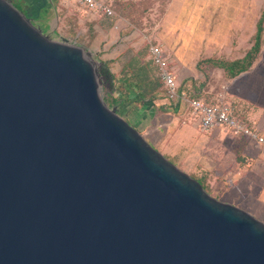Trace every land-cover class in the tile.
<instances>
[{
	"label": "water",
	"instance_id": "95a60500",
	"mask_svg": "<svg viewBox=\"0 0 264 264\" xmlns=\"http://www.w3.org/2000/svg\"><path fill=\"white\" fill-rule=\"evenodd\" d=\"M0 264H264V223L110 109L81 48L0 0Z\"/></svg>",
	"mask_w": 264,
	"mask_h": 264
},
{
	"label": "crops",
	"instance_id": "0c3cea01",
	"mask_svg": "<svg viewBox=\"0 0 264 264\" xmlns=\"http://www.w3.org/2000/svg\"><path fill=\"white\" fill-rule=\"evenodd\" d=\"M30 1L34 2L35 8L44 4H60L67 8L78 9L72 0ZM101 1L106 3V0ZM218 2L220 3V1ZM252 2L257 4L256 0L226 1V4L233 5L230 6L233 12L220 14V17L223 16V19L230 21V17L233 16L231 21H234V23L231 24L235 28L234 39H229L226 34L222 36L219 32L220 24L208 23L206 25L208 29L207 36L205 34L206 37L204 36L205 38H203L205 42L203 48L205 58L225 57L236 60L244 56L251 46L250 40L255 32L258 19L257 15L255 17L256 11L253 14L250 9ZM205 3H209V1H205ZM107 5L111 7L109 4ZM37 10L35 9V11ZM35 11L33 12L34 14H36ZM169 11H167V15ZM208 14V12L203 11L204 16ZM214 17L215 15L212 14L209 19H214ZM117 25L118 29L110 28V30L105 32L95 26V31L101 38L100 41L105 45V48L99 50L98 62L108 68L110 75L108 83L114 82L120 77L119 72L123 65L120 66L118 61L121 53L128 56V61L133 52H136L145 44L143 42V36L146 37L144 33L136 29H129L126 25L119 23ZM217 26L218 28L215 29ZM102 34L103 36L101 37ZM169 36L170 33L165 31V29L161 32L160 26L152 39L153 43L174 55L172 59L178 62V66H181V70H178L179 67L174 65L176 66L175 74L180 80L182 71L186 69L184 65L187 66L190 63V59L183 54L187 52V49L184 50L181 46V41L175 39L176 34L175 37H171L170 41L168 40ZM188 69L191 71L190 68ZM213 76L217 85L220 84V87L217 88L215 85H210L205 89L204 86L199 88L196 94L200 95L203 93L206 95L200 97V100L208 104H214L218 95L223 93L225 104L233 109L234 117L252 129L257 130L261 136H264V42L257 60L247 71L235 77H227L223 71H218L213 72ZM190 78L193 79L194 77L190 75ZM110 92L111 89L108 93ZM189 96L193 97L194 94L192 93ZM166 106L168 105L163 99L157 100V102L152 104H139L136 110L133 109L134 113L132 116L129 113L128 116L130 121H135V111H144V114L149 117L152 109H157L158 107L166 109ZM157 112L159 118L163 119L162 123L158 125L159 132L166 133L167 138H172L176 143H180L181 138L184 137V147L186 148L184 162L186 166L181 169L182 172L208 173V175H211L207 181L209 188H214L215 182L223 180L228 193V198L224 203L235 207H244L243 209L246 211L264 215V147L256 145L245 137L234 136L224 128H216L208 133H202L198 128V115H193L190 112L185 115L176 110ZM179 121L182 122L179 128V131H181L174 133ZM140 124L139 121L136 123V125ZM162 141L161 139L159 141L156 140L158 148L161 149L163 154L168 153L170 157H173L180 164L182 159L178 151L173 152V149L165 147Z\"/></svg>",
	"mask_w": 264,
	"mask_h": 264
},
{
	"label": "rangeland",
	"instance_id": "374dc122",
	"mask_svg": "<svg viewBox=\"0 0 264 264\" xmlns=\"http://www.w3.org/2000/svg\"><path fill=\"white\" fill-rule=\"evenodd\" d=\"M12 1L13 0H11V2ZM205 1H209V3H205ZM218 1H220V3ZM226 1L232 2L233 0H106V3L113 8V11L115 13V18L113 19H107L97 15H87L80 9L78 10L72 7L67 8L66 6L57 4L55 5L56 8H49L48 19L43 22L45 24L44 26L42 25V27L44 28H42V30L52 33L57 39L63 42L81 48L95 63V69L98 73V69L100 67V64L98 62V56L100 55L99 50L105 48V45L102 41H100L101 38L95 31V26L105 32L110 30V28L112 29L115 23H119L122 25H126L129 29H136L139 32L144 33V35L152 41V38H154V34L158 32L159 27L161 26V32L163 31V29H165V31H168V33H170V36L168 37L169 41L171 40V37H175L176 34L175 39H179V41H181V46L184 50L187 49V52H184L183 54L187 55L188 59H190V63H188L187 66L184 65L186 69L182 71L181 78L180 80L177 78V81L180 87H182L186 92H189V94L191 95L192 93L197 95L196 92L199 91V88L203 86L204 89L210 85H215L217 86V88L220 87V84L217 85V82L215 81L213 72H222L223 70L213 66L212 64L207 62V60L231 61V59H227L225 57L205 58L203 49L205 46L203 38L207 36L208 29L206 25L208 23H212L214 25L220 24L219 32L222 34V36L223 34H226L227 36H229V39H234L235 28H233V25L231 24L234 23V21H231L233 19V16L230 17V21L223 19V16L220 17V14L233 12L232 7H230L233 5L226 4ZM256 1L257 4H254V2H252V4L250 5V9L253 14H255L254 11H256L255 17L257 15V17L259 18L264 8V0ZM169 7L171 8L169 9ZM168 10L170 11L167 15ZM203 11H206V13L208 12L209 14L207 16H204ZM212 14L215 15L214 19H209L210 15ZM36 26L39 27L38 23H36ZM217 28L218 26L215 29ZM102 36L103 34L101 35V37ZM145 45L146 44H143L139 50L133 52V55L128 61V56L124 55V53H121L118 64L120 66L123 65L124 67L126 63L129 62L137 52H142L144 54V60L149 61L148 53L143 49ZM163 50L167 57H169L173 61V65H176L177 67H179L178 70H181V66L177 65L178 62L172 59L174 55L164 48ZM122 68L120 72L122 71ZM188 68H190L191 71ZM190 75H192L194 78L191 79ZM99 81L101 85V95L104 100L105 95L108 94L110 90V86L108 82H104L100 77ZM198 96L202 97L206 95L201 93ZM105 104L110 109L115 110L116 113L117 111L126 110L125 106H111L106 102ZM157 111L159 110L152 109L150 116L148 117V115H146L144 119H142V121L146 122H144L143 124L145 126L139 129V132L140 134H143V138L155 150L161 153L170 163L181 170L186 166L184 162L186 153V148L184 147V137L181 138L180 143H176L172 138H167L166 133L159 132L158 125L162 123L163 119L161 120L159 118V114ZM133 113V111L131 113L129 112L131 116ZM121 118L124 120H128L130 126L134 125L133 121H130L128 114H125V116ZM181 124L182 122L179 121L177 127H175L174 133L179 131ZM173 134L171 135L174 136ZM160 139L163 140L162 143L165 145V147H171V149H173V152L178 151L182 159L180 164H178L173 157H170L168 153H162L161 149L156 145V140L159 141ZM183 172L196 180L204 188L206 193L209 194L212 198L221 202H224L228 198L227 189L223 180L215 182L213 186L214 188H209L207 181L208 178L211 177V175H208V173H189L186 171ZM238 208L244 210V207ZM246 212L264 223V215H262V213H255L251 211Z\"/></svg>",
	"mask_w": 264,
	"mask_h": 264
},
{
	"label": "trees",
	"instance_id": "16d2710c",
	"mask_svg": "<svg viewBox=\"0 0 264 264\" xmlns=\"http://www.w3.org/2000/svg\"><path fill=\"white\" fill-rule=\"evenodd\" d=\"M12 4L15 8L29 17L35 25L38 23L41 30L43 28L42 25L44 26L45 24L43 22L48 19L49 8L52 6L56 8L54 4L39 5L35 8L34 2L30 0H13ZM34 8L38 10L35 11ZM34 11L36 14L33 13ZM263 33L264 8L257 20L255 32L251 37V46L242 58L231 61L207 60V62L222 69L227 77H235L247 71L260 54L263 43ZM143 49L147 51V45H145ZM98 75L101 79L104 78L107 82L109 81L110 75L106 65H100ZM119 76L118 80L109 83L111 92L104 97L105 102L111 106L120 105L126 107L125 111H117V115L124 117L125 114L131 113L133 109L136 110L139 104H152L157 102V100L164 99L163 85L157 75V71L150 61L144 60V54L142 52L134 54L131 60L122 68ZM180 90L190 95L189 92H186L182 87H180ZM192 98L200 99V96L194 94ZM157 109L159 112L174 110L172 105L166 106V109L163 107H158ZM143 112L144 111H135V121H133L134 125L132 127L138 132L140 131L139 129L144 126V122H146L142 121L146 116ZM125 121L128 123V120ZM138 121L141 123L140 125H136Z\"/></svg>",
	"mask_w": 264,
	"mask_h": 264
},
{
	"label": "built area",
	"instance_id": "2783aa9c",
	"mask_svg": "<svg viewBox=\"0 0 264 264\" xmlns=\"http://www.w3.org/2000/svg\"><path fill=\"white\" fill-rule=\"evenodd\" d=\"M75 6L87 15H97L113 19L115 13L104 1L101 0H72ZM113 29H118L115 23ZM147 45L148 59L155 67L157 75L163 85L164 101L172 105L174 110L182 115L190 112L198 115V128L202 133H208L216 128L227 129L234 136H241L264 147V136L245 123L238 121L233 115V109L225 104V96L219 94L214 104H208L200 99H194L180 90V85L175 74V66L165 54L162 47L153 43L151 39L143 36Z\"/></svg>",
	"mask_w": 264,
	"mask_h": 264
},
{
	"label": "flooded vegetation",
	"instance_id": "af4514ba",
	"mask_svg": "<svg viewBox=\"0 0 264 264\" xmlns=\"http://www.w3.org/2000/svg\"><path fill=\"white\" fill-rule=\"evenodd\" d=\"M102 80H103L104 82H107L106 79H104V78H103Z\"/></svg>",
	"mask_w": 264,
	"mask_h": 264
}]
</instances>
